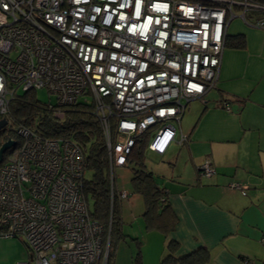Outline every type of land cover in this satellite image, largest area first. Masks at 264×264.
<instances>
[{"label": "built area", "instance_id": "1", "mask_svg": "<svg viewBox=\"0 0 264 264\" xmlns=\"http://www.w3.org/2000/svg\"><path fill=\"white\" fill-rule=\"evenodd\" d=\"M235 7L246 23V12L261 13L249 25L264 29L260 0H0V119L18 89L45 88L57 117L92 105L110 199L127 200L116 171L144 132L158 154L185 139L173 122L214 88ZM11 128L19 144L0 162V234L20 237L33 264H112V215L105 227L89 213L77 143Z\"/></svg>", "mask_w": 264, "mask_h": 264}, {"label": "crops", "instance_id": "2", "mask_svg": "<svg viewBox=\"0 0 264 264\" xmlns=\"http://www.w3.org/2000/svg\"><path fill=\"white\" fill-rule=\"evenodd\" d=\"M233 11L214 88L190 100L173 122L185 139L172 141L161 154L145 152L146 169L166 190L175 217L172 231L154 230L166 250L176 242L174 257L198 251L206 256L202 264H264V29L249 25L261 13L246 12V23L238 7ZM147 153L159 161L149 166ZM205 165L209 176L201 171ZM123 168L127 177L120 173L117 185L129 197L121 200L122 222L136 197L143 199L124 186L125 177L132 186V170ZM140 205L143 214L144 199ZM114 249L113 264H120ZM167 253L159 252L155 262Z\"/></svg>", "mask_w": 264, "mask_h": 264}, {"label": "trees", "instance_id": "3", "mask_svg": "<svg viewBox=\"0 0 264 264\" xmlns=\"http://www.w3.org/2000/svg\"><path fill=\"white\" fill-rule=\"evenodd\" d=\"M233 40V39H232ZM237 45L242 44L240 38H236ZM57 106L40 102L35 97L34 90L23 91L16 94L9 103V112L6 115L9 126L0 129V146L8 139L15 140V146L19 144V138L15 134L12 125L22 124L42 137H65L72 139L79 146L83 154V176L81 192L87 202L88 210L92 218L108 225L109 216L112 215L110 230V260L113 264L115 237L121 233V200L114 196L110 199L107 154L105 140L100 122L93 112L92 105L76 104L62 109L61 117L55 116ZM113 127V124H112ZM150 132H144L136 137L135 143L127 156V167L132 170L131 185L135 193L140 194L145 202L143 217L145 226L149 229H157L163 234L172 231L175 226V217L169 210L167 192L159 188L151 171L146 169L145 152L148 149ZM8 149L3 157L10 153ZM89 171L87 179L85 173ZM92 200V207L89 200ZM111 213V214H110ZM177 244L170 241L167 246L168 253L159 264H202L206 256L192 252L176 258L174 252ZM135 264H140L139 254L134 259Z\"/></svg>", "mask_w": 264, "mask_h": 264}, {"label": "rangeland", "instance_id": "4", "mask_svg": "<svg viewBox=\"0 0 264 264\" xmlns=\"http://www.w3.org/2000/svg\"><path fill=\"white\" fill-rule=\"evenodd\" d=\"M22 93L23 91L18 89L17 94L21 95ZM35 97L42 103L48 105L56 104L55 96L50 94L45 88L36 89ZM146 158V163L149 166H153L154 162L159 161V157L153 153H147ZM116 173L118 175L123 173L126 176L124 168L118 169ZM90 175L89 171L85 173L87 179H89ZM126 177L124 186L131 193H134L129 179H126ZM117 184L120 186L118 180ZM136 198L138 201L135 202L133 208L124 211L123 222L121 221V224H123L121 233L119 237L117 236V239L115 237V240H113L117 247L118 261L120 264H135L134 259L139 254L140 264H157L158 260L155 262V258L159 252H167L164 246V238L157 230L145 227L142 211H139L143 199L140 196ZM92 204L93 202L90 199V207H92ZM140 220L141 222H139ZM30 253V249L20 237H6L0 234V264H33L30 259Z\"/></svg>", "mask_w": 264, "mask_h": 264}, {"label": "water", "instance_id": "5", "mask_svg": "<svg viewBox=\"0 0 264 264\" xmlns=\"http://www.w3.org/2000/svg\"><path fill=\"white\" fill-rule=\"evenodd\" d=\"M7 123L6 118H1L0 119V129H2ZM15 140L13 139H8L2 145L0 146V162L2 161L4 153L10 149L12 146L15 145Z\"/></svg>", "mask_w": 264, "mask_h": 264}, {"label": "clouds", "instance_id": "6", "mask_svg": "<svg viewBox=\"0 0 264 264\" xmlns=\"http://www.w3.org/2000/svg\"><path fill=\"white\" fill-rule=\"evenodd\" d=\"M5 154V153H4ZM3 159V158H2Z\"/></svg>", "mask_w": 264, "mask_h": 264}]
</instances>
